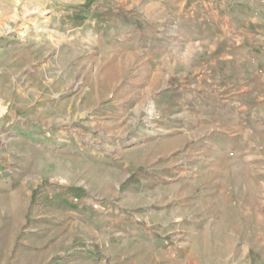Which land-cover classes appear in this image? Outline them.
I'll use <instances>...</instances> for the list:
<instances>
[{"label":"rangeland","instance_id":"1","mask_svg":"<svg viewBox=\"0 0 264 264\" xmlns=\"http://www.w3.org/2000/svg\"><path fill=\"white\" fill-rule=\"evenodd\" d=\"M229 216L264 244V0H0V264H207L171 221Z\"/></svg>","mask_w":264,"mask_h":264},{"label":"crops","instance_id":"2","mask_svg":"<svg viewBox=\"0 0 264 264\" xmlns=\"http://www.w3.org/2000/svg\"><path fill=\"white\" fill-rule=\"evenodd\" d=\"M227 209L232 211V200L228 201ZM171 224L168 239H175L176 244L160 249L164 261L178 262L177 256L185 248L188 258L195 262L200 258L208 261L207 264H264V244L255 240V234L259 233L245 231L242 220L235 221L230 217L224 222L194 221L186 225L180 219H174ZM180 239H185L188 247L182 245ZM196 252L200 254L196 255ZM261 255L262 261L258 258Z\"/></svg>","mask_w":264,"mask_h":264},{"label":"bare ground","instance_id":"3","mask_svg":"<svg viewBox=\"0 0 264 264\" xmlns=\"http://www.w3.org/2000/svg\"><path fill=\"white\" fill-rule=\"evenodd\" d=\"M129 143H136L135 139L129 140Z\"/></svg>","mask_w":264,"mask_h":264}]
</instances>
